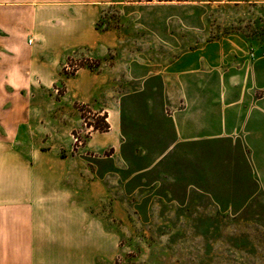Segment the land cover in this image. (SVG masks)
I'll return each mask as SVG.
<instances>
[{
	"label": "rangeland",
	"instance_id": "rangeland-1",
	"mask_svg": "<svg viewBox=\"0 0 264 264\" xmlns=\"http://www.w3.org/2000/svg\"><path fill=\"white\" fill-rule=\"evenodd\" d=\"M186 1L191 0H121L105 5L98 23L101 27L120 28L129 43L143 38L151 49L147 54L157 60L160 53L154 45H158V37L143 29H162L165 19L177 13L183 17L185 28H206L212 22L215 10H209V4L199 6ZM19 2L0 3V49L8 44L5 23L16 22V28L23 31L31 22L29 17L47 6L31 0ZM48 6L53 7V12L67 7ZM221 17V21L229 19L230 13L221 12ZM170 26L175 27V21H169L167 27ZM233 26L246 30L248 46L264 52V12L249 9L247 19ZM193 38L185 33V44ZM30 39L28 33L23 40L11 42L19 49L27 43L29 50L0 51L3 63H9L13 56L30 55ZM96 60L99 61L86 50L67 52L60 62V74L76 72L66 70V63L94 66ZM159 83V76H151L145 89L122 99L125 142L114 153L115 158L107 157L112 155V149L95 152L85 148L95 131L85 122L96 120L99 112L85 104L63 100L65 87L61 81L55 89L27 90L28 96L32 95L29 99L0 97V112L7 104L30 110L28 121L15 139L20 150L28 153L36 146L53 147L63 150V156L87 159L88 172L93 176L87 181L73 178L72 188L99 186L107 191L96 202L93 196H73L78 206L86 201L89 205L87 209L73 205L72 242H57L55 250L68 251L70 247L72 264H79L75 255L85 257L82 264H264V157H254L250 154L253 149L241 148L226 139L181 142L167 151L175 136L170 118L165 121L160 116L163 109ZM138 87L126 84L123 90ZM149 108L157 114L146 115ZM5 134L0 121V140ZM73 135L82 143L75 142ZM67 149L72 154H66ZM2 156L0 147L3 162ZM10 165L8 171L15 167ZM5 167L0 163V192L14 189L16 184L12 171L9 176L1 172ZM115 200L121 205L119 213L113 211ZM80 223L82 227L77 228ZM3 230L14 241L15 227ZM55 233L61 236L62 228H56ZM1 247L15 250L14 243Z\"/></svg>",
	"mask_w": 264,
	"mask_h": 264
},
{
	"label": "crops",
	"instance_id": "crops-1",
	"mask_svg": "<svg viewBox=\"0 0 264 264\" xmlns=\"http://www.w3.org/2000/svg\"><path fill=\"white\" fill-rule=\"evenodd\" d=\"M120 1L31 0L47 6L29 17L28 27L22 31L16 28V22L5 23L8 44L0 51L27 50V43L19 49L11 42L23 40L28 33L32 45L30 55L13 56L5 64L0 58V97L29 99L32 95L28 96L27 90L55 89V84L61 81L65 87L63 100L107 113L109 130L92 132L85 148L95 152L112 149V155L107 157H114L125 142L122 99L145 89L151 76H159L160 109H163L160 116L165 121L170 118L175 136L167 151L181 142L226 139L241 148L253 149L250 154L254 157H264V52L248 46L246 30L233 26L247 19L249 9L264 12V0L186 1L199 6L209 4V10H215L213 20L206 28L201 25L185 28L183 17L177 13L165 19L162 29H143L146 34L158 37V45H154V50L160 53L157 60L147 54L151 49L143 38L129 43L120 28H96L105 5ZM0 3L21 2L0 0ZM55 4L67 7L53 12L48 5ZM221 12H229V19L221 21ZM169 21H175L176 26L167 27ZM185 33L194 37L189 44H185ZM206 35L208 39L201 38ZM75 50H86L91 58L99 59V65L81 67L73 75L62 76L61 60L65 53ZM134 83L140 87L123 90L126 84ZM11 105L7 104L0 112L6 131L0 140L3 151L0 163L6 166L1 172L9 176L12 171L16 180L14 189L0 192V264H72L70 247L68 251H56L55 244H71L72 207L87 209L89 205L86 201L78 206L79 201L73 196H93L96 202L107 191L99 186L72 188L73 178L87 181L93 176L88 172L87 159L63 156V150L53 147L36 146L28 153L20 150L15 139L28 121L30 110ZM154 110L147 109L146 115L157 114ZM65 153L72 154L68 149ZM9 164L15 165L13 170L8 171ZM112 207L115 213L120 212L118 200L113 201ZM13 227L14 241L3 230ZM81 227L80 223L77 228ZM56 228H62L61 236L56 235ZM13 243L15 250H2V245ZM83 258L75 255L79 264Z\"/></svg>",
	"mask_w": 264,
	"mask_h": 264
},
{
	"label": "trees",
	"instance_id": "trees-1",
	"mask_svg": "<svg viewBox=\"0 0 264 264\" xmlns=\"http://www.w3.org/2000/svg\"><path fill=\"white\" fill-rule=\"evenodd\" d=\"M96 28L97 29H105V28H108V27H101L99 25V23L97 22ZM88 60H89L88 58L85 59V61H88ZM96 64L99 65V61L98 60H96V63H95L94 66H92L90 64H87V63H82V62L79 63L78 66H79V68H81V67L96 68ZM73 74L74 73H70V74L69 73H66L65 76H69V75H73ZM89 113H92V111L89 110ZM100 114L101 113H98L97 114L96 120H94V121H87V124L88 125H92L93 130H95V131L96 130L97 131H106V130H108L110 128V124H109V122L107 120L108 115H107V113H104V114H101V115ZM93 115L96 116L95 113H93Z\"/></svg>",
	"mask_w": 264,
	"mask_h": 264
},
{
	"label": "built area",
	"instance_id": "built-area-1",
	"mask_svg": "<svg viewBox=\"0 0 264 264\" xmlns=\"http://www.w3.org/2000/svg\"><path fill=\"white\" fill-rule=\"evenodd\" d=\"M30 42H31V40H30ZM65 68H66V70H74V71H77L79 69V66H78L77 62L75 64H73L72 66L70 64L66 63ZM85 124L90 129L91 128L93 129L92 125H88L87 122H85ZM73 138H74V141L77 142L78 144H81L82 143L81 139L78 136H76V135L74 136L73 135Z\"/></svg>",
	"mask_w": 264,
	"mask_h": 264
}]
</instances>
